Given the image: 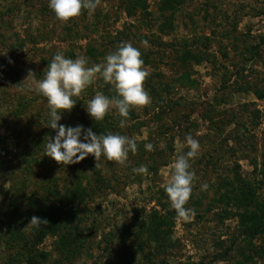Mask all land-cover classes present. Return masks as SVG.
Wrapping results in <instances>:
<instances>
[{
	"label": "rangeland",
	"instance_id": "rangeland-1",
	"mask_svg": "<svg viewBox=\"0 0 264 264\" xmlns=\"http://www.w3.org/2000/svg\"><path fill=\"white\" fill-rule=\"evenodd\" d=\"M177 1L175 14L163 11L171 24L161 28V0L141 7L98 0L66 22L48 0H0V264H264L263 253L251 252L264 233L249 241L236 209L220 200L227 182L260 180L264 168V99L254 94L264 93V0ZM124 43L141 53L150 103L127 117L113 104L100 122L134 139L136 151L123 164L89 154L64 165L45 156L55 131L35 88L47 65L63 53L91 67ZM97 92L118 98L97 74L59 123L91 128L98 121L85 108ZM188 135L199 148L189 158L191 211L178 217L165 186L176 158L190 150ZM141 165L147 172L132 171ZM256 187L264 199V184ZM46 205L58 224L36 241L31 219ZM166 212L168 231L156 244L137 225L155 229L153 214Z\"/></svg>",
	"mask_w": 264,
	"mask_h": 264
},
{
	"label": "clouds",
	"instance_id": "clouds-1",
	"mask_svg": "<svg viewBox=\"0 0 264 264\" xmlns=\"http://www.w3.org/2000/svg\"><path fill=\"white\" fill-rule=\"evenodd\" d=\"M97 3L98 0H48V7L54 12L56 19L66 22L78 16L82 8L94 11ZM87 63L85 57L73 60L58 53L47 65L44 78L36 85L35 91L47 99V127L55 131V135L45 145V156L64 165L78 163L89 154L96 161L103 156L109 161L123 164L129 151H136L134 139L111 133L97 135L91 128L83 125L65 126L59 121L64 112H70L76 105L73 97H79L93 83L97 74L106 84L114 86L118 98L113 100L102 92H97L85 108L94 121L103 120L113 104L121 117H127L130 108L150 103L149 94L143 87L147 72L142 68L141 53L130 43H124L107 54L103 63L93 64L91 67H87ZM124 123L122 119L120 126L124 127ZM186 142L190 150L176 158L171 178L165 186L170 205L178 217H186L191 211L184 207L192 193L194 178V173L189 170V158L195 157L199 148L198 141L191 135L186 137ZM152 147L151 144L145 145L149 151ZM132 171L145 173L147 168L141 165ZM44 222L46 221H41L38 217L31 219V223L37 226Z\"/></svg>",
	"mask_w": 264,
	"mask_h": 264
},
{
	"label": "trees",
	"instance_id": "trees-1",
	"mask_svg": "<svg viewBox=\"0 0 264 264\" xmlns=\"http://www.w3.org/2000/svg\"><path fill=\"white\" fill-rule=\"evenodd\" d=\"M135 6L141 7L145 6L144 0H135ZM179 1L177 0H161L160 6L158 7L160 11V19L161 24L160 27L162 28V25L171 24V18L165 17L162 13L165 10L170 11V16L175 14L178 10ZM159 20V19H158ZM259 99H264V93L255 91L254 93ZM155 105V104H154ZM211 120V117H207ZM119 122L116 123L118 125H114V131L120 132L119 129V123L121 122V117L118 118ZM93 132L97 135L99 134H106V133H112L111 129L108 127L103 126V124L98 121L94 122V125L91 127ZM108 133V134H109ZM90 156H92L90 154ZM92 158V157H91ZM89 158V159H91ZM93 167V166H92ZM261 179L257 180L255 179L253 182L245 181V180H239V178H235L230 184V193L224 194L223 197H220L221 201L227 199V203L233 206V208L236 209L234 211V216H236L239 220V226L243 230L244 234L250 239L254 238L255 235L262 236L264 233V199H261L258 195L257 189L261 184H264V168L260 170L259 173ZM237 183L236 185L234 183ZM81 192L83 193V190L80 189V193L78 197H80ZM164 209V206H162ZM56 211L53 207L46 205L44 208L39 209V211L36 213L35 217L40 218L41 221H46L44 223L39 224L38 226L31 223V237L34 238L36 241H39L41 237L43 236L44 232L48 230H54L58 224V219L56 218ZM169 213V212H168ZM168 213L166 212L165 216L159 214V217H157V214H153V219L156 222V228L155 229H147L145 222H140L137 226L141 230V233L143 234V231L147 233V237L149 240H154L156 244H161L162 237L160 235L167 234V231H164L161 229V227L169 226L170 224L169 219L167 218ZM76 215V212L72 210H69V212L66 213V218L68 221L73 220ZM140 233V234H141ZM263 238V237H261ZM262 243L261 246L253 249H251V252H253L254 255L264 254V238L261 239ZM255 247V246H253ZM253 255V256H254ZM250 261L252 262V256L246 255L244 257V262ZM38 262V261H36ZM35 260H31L29 264H35Z\"/></svg>",
	"mask_w": 264,
	"mask_h": 264
}]
</instances>
